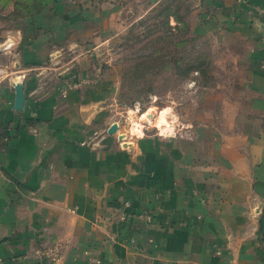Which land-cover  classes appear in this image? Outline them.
<instances>
[{"label":"crops","instance_id":"obj_1","mask_svg":"<svg viewBox=\"0 0 264 264\" xmlns=\"http://www.w3.org/2000/svg\"><path fill=\"white\" fill-rule=\"evenodd\" d=\"M205 4L241 96L216 119L169 105L172 129L169 109L134 128L75 51L103 41V8L0 20V264H264V0Z\"/></svg>","mask_w":264,"mask_h":264},{"label":"rangeland","instance_id":"obj_2","mask_svg":"<svg viewBox=\"0 0 264 264\" xmlns=\"http://www.w3.org/2000/svg\"><path fill=\"white\" fill-rule=\"evenodd\" d=\"M162 1L54 0L53 13L39 15L56 16L61 7L59 16L68 17V12L87 5L103 8L110 15L103 29V41L96 43L92 35L75 51L87 56L88 69L94 71L96 82L108 79L116 84L117 103L129 111L134 128L150 124L143 120L150 110L169 109L167 125L172 129L176 116L169 106L172 104L192 120L202 110L216 119L224 113L225 104L241 96L243 76L235 70L239 65L233 59V40L221 37L211 22L212 9L205 4L207 0L172 2L174 10L180 9V15L188 22L189 30L176 29L173 18L172 29L163 25L162 19L157 18L159 12H153ZM3 4L0 1V20L16 11L13 0L7 1L4 8ZM88 29L84 31L89 33ZM39 30L41 34L48 33L45 27ZM0 59L4 70L11 58ZM166 129L167 126L162 128Z\"/></svg>","mask_w":264,"mask_h":264},{"label":"trees","instance_id":"obj_3","mask_svg":"<svg viewBox=\"0 0 264 264\" xmlns=\"http://www.w3.org/2000/svg\"><path fill=\"white\" fill-rule=\"evenodd\" d=\"M4 4L2 8L5 7L7 1L9 0H0ZM15 3L16 11L11 14L3 17V20L8 21V25L20 29L23 27L25 22L29 21L31 24L36 25L35 18L39 15H47L48 11L53 13V3L54 0H13ZM173 1L181 2V0H164L153 10L154 13H158V19H162L164 26H168L170 29L173 27L170 25L171 19L173 18L176 22V29L180 30H189V24L180 15V9L174 10L172 5ZM179 5V4H177ZM50 7V10L49 8ZM48 8V9H47ZM189 12V11H188ZM40 28H38L39 30ZM49 32V30H47Z\"/></svg>","mask_w":264,"mask_h":264},{"label":"water","instance_id":"obj_4","mask_svg":"<svg viewBox=\"0 0 264 264\" xmlns=\"http://www.w3.org/2000/svg\"><path fill=\"white\" fill-rule=\"evenodd\" d=\"M15 102H14V110L18 112H22L25 108V102H26V94H25V88L22 82L15 85ZM117 130V126L114 125L110 128L109 133L113 134ZM124 137L121 136L120 140H123ZM126 148H131L132 145L128 144L125 145Z\"/></svg>","mask_w":264,"mask_h":264},{"label":"bare ground","instance_id":"obj_5","mask_svg":"<svg viewBox=\"0 0 264 264\" xmlns=\"http://www.w3.org/2000/svg\"><path fill=\"white\" fill-rule=\"evenodd\" d=\"M153 109H155V108H153ZM169 112V111H168ZM165 114V113H164ZM156 115V111L155 110H150L149 111V113L147 114V118L146 117H143V120L145 121V122H150V119L151 118H153L154 116ZM144 118H146V119H144ZM165 121V117H161L160 118V120H159V124H162L163 122ZM136 130H134V132H135Z\"/></svg>","mask_w":264,"mask_h":264},{"label":"built area","instance_id":"obj_6","mask_svg":"<svg viewBox=\"0 0 264 264\" xmlns=\"http://www.w3.org/2000/svg\"><path fill=\"white\" fill-rule=\"evenodd\" d=\"M7 47V46H6ZM4 71L0 68V74H2ZM88 81V80H87ZM90 82V81H88ZM77 84H75L73 87H75ZM55 261V259H53Z\"/></svg>","mask_w":264,"mask_h":264}]
</instances>
